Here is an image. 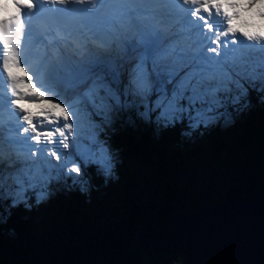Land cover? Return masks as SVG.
<instances>
[{"label": "snow or ice", "instance_id": "obj_1", "mask_svg": "<svg viewBox=\"0 0 264 264\" xmlns=\"http://www.w3.org/2000/svg\"><path fill=\"white\" fill-rule=\"evenodd\" d=\"M116 2L99 0L101 8ZM129 2L149 4L162 0ZM7 3L8 0H4V5L0 6V10L9 13L0 19V77H6L8 92L13 97L10 104L19 112L21 129L18 135L26 136L37 146L63 145L67 149L68 137L78 134L81 118L87 117L90 135L75 155L59 153L57 147H37L31 151L33 157L38 154L43 156L45 151L57 160L66 157L72 164L68 171L75 173L70 177L72 183L79 184L81 191L88 190L86 169L89 164L95 165L97 171L106 176L113 174L114 154L107 140L100 138L99 131L110 126L122 114L135 111L140 119L149 123L154 120L158 127L164 128L187 121V127L194 131L207 128L221 119L225 124L231 123L229 107L241 111L248 106L246 102L242 104V99L248 95L245 82L264 94V59L256 64L242 59L240 65L231 69L225 67L222 60L215 59L221 56V48L228 49L230 44L247 41L250 46H264V0H175L176 4L186 6L192 21L200 22L194 27L213 34L210 45L214 47H208L207 51L215 56H193V63L186 65L190 70L183 76H179V70L167 62L169 51L163 47L160 33L155 28L136 24L129 15L130 10L113 9L111 16H93L85 22L71 18L67 13L83 16L87 11L83 6L89 4L96 8L97 0H11V12L6 7ZM73 4L81 8L71 9L69 6ZM43 5H50L47 11L58 15L45 18V30L36 43L45 49L49 45L55 47L61 58L73 55L87 58L89 67L78 74L75 85L83 86V92L77 94L71 103L60 94L59 85L54 82L51 73L42 80L22 57L25 47L23 37L28 32L29 20L37 11H44ZM253 10L260 24L252 21ZM148 14V10L141 13L144 16ZM214 16L219 20L218 24L212 22ZM253 28L257 30H248ZM129 32L135 40L132 45L137 53L135 56L103 57L90 46L91 43H98L100 47L111 49L115 45L126 52ZM48 36L52 39L45 43ZM61 41L67 51H61ZM48 59L50 55L45 52L44 60ZM237 67L238 71L235 70ZM257 79L260 80L258 88ZM261 99L264 100V95ZM32 108L39 110L32 111ZM93 116L100 118L99 123L92 119ZM73 117L76 120L75 131ZM129 122H132L131 117ZM185 134L190 135L191 132ZM57 136L59 140L55 139ZM73 147H76L75 141ZM77 156L84 162L83 176L81 163L75 158ZM2 158L3 151L0 149V161ZM53 167L56 166L50 165L48 174L39 168L34 173L27 169L0 170L2 198L7 199L8 192L14 191L13 207L27 201L25 193L29 189L36 188L41 182L59 179V172L52 177ZM47 195L41 189L36 193V202L40 203ZM6 220L5 216L4 222Z\"/></svg>", "mask_w": 264, "mask_h": 264}, {"label": "trees", "instance_id": "obj_2", "mask_svg": "<svg viewBox=\"0 0 264 264\" xmlns=\"http://www.w3.org/2000/svg\"><path fill=\"white\" fill-rule=\"evenodd\" d=\"M244 54L253 64L264 59V50ZM255 83L258 88L260 82ZM245 86L248 95L242 104L248 106L241 111L230 106L232 121L227 126L193 131L187 121L164 128L153 120L136 132L135 111L120 116L111 132L99 131L114 154L113 174L106 176L89 164L87 191L72 183L74 174L60 170L58 182L53 178L49 183L51 195L40 203L36 193L42 185L28 190L27 201L14 207V191L7 199L0 194V264H186L182 253L148 263L134 246L135 236L139 229L175 214L222 203L229 189L248 176L264 180V94L249 82ZM68 92L75 96L83 86ZM0 147V170L30 171L28 160L19 161ZM76 160L83 176L84 162ZM144 164L160 172L159 183L144 176Z\"/></svg>", "mask_w": 264, "mask_h": 264}, {"label": "water", "instance_id": "obj_3", "mask_svg": "<svg viewBox=\"0 0 264 264\" xmlns=\"http://www.w3.org/2000/svg\"><path fill=\"white\" fill-rule=\"evenodd\" d=\"M134 246L148 263L182 253L186 264H264L263 178L248 176L216 206L139 229Z\"/></svg>", "mask_w": 264, "mask_h": 264}, {"label": "rangeland", "instance_id": "obj_4", "mask_svg": "<svg viewBox=\"0 0 264 264\" xmlns=\"http://www.w3.org/2000/svg\"><path fill=\"white\" fill-rule=\"evenodd\" d=\"M251 16H252V21L254 23L260 24L259 19L255 15V10H253V12L251 13ZM218 23H219V20H218V22L216 24H218ZM248 30L249 31H256L257 29L253 28V29H248ZM130 33L131 32H129V40H128L127 44L125 45L126 48L127 47H131L132 48V49L130 48V50L128 52L127 51L125 52L122 49L117 48L115 45H113L111 49H106V48L100 47L101 50L98 49L97 45H94V46L97 48V51L99 52V54L101 56H104V57H107V56L119 57L121 55H126L127 56V53H128L129 56H135L137 53H136V51L133 50V47H132L133 41H132V36L130 37ZM211 38H213V34L212 33L209 35V38L206 41L204 39H200V41L199 42H195V44L192 43V42L188 43L189 45H187L186 49H181L180 50V48H179L178 49L179 51H175L173 49L171 51V49L168 48L167 45L165 46V44L163 43V47L168 49V51H169V55L166 57L167 62L169 64H171L173 67H175V68H177L179 70V76H180V73L184 74L185 72L190 70V67H188L186 65H191L193 63V61H192V57L193 56H204V57H214L215 56V54L210 53V52L207 51L208 47L213 46V45H210V39ZM240 39H242V38H240ZM98 46H99V44H98ZM96 48H92V49L95 50ZM251 49H253V51H255L256 53H261V51L264 50V46H250L247 41H244L242 44H237V45H231L230 44L228 49H224L222 47L221 50H220L221 51V56L220 57H215V59L222 60L224 66L231 69L233 66L240 65L241 60L244 59V57H245L244 53L246 51H250ZM52 57H53V59L49 63L50 66L48 68H46L47 70L44 73V76L41 78L42 80H44L45 77L49 73H51L53 78H54V82H56L55 80L63 78L64 77L63 75H67L68 76L69 75L68 71L71 70V69H72V72H70V74L75 73V72H77L79 74L82 70L87 69V68L80 69V67H78L77 65H71V63L68 60L64 59L65 57L61 58L57 54L52 53ZM85 60H86V58L83 59V61H85ZM81 61H82V59H81ZM259 61H260L259 59L256 60L257 63ZM59 67L62 70H60L61 73L58 76V75H56V73L59 71L58 70ZM235 70L238 71L239 68L237 67ZM78 74L77 75L76 74L75 75L72 74V75L75 78H77ZM256 82H260V80L257 79ZM56 83L59 85V92H60V94L63 96V98L65 100L68 101V99H70L71 96H72V100L74 99V97L76 95L75 96L74 95H69V92L66 91V89H68L67 85L59 84L58 82H56ZM74 86L75 85H72V87H74ZM77 93L79 94V92H77ZM50 94H52V93H50ZM72 100L68 101V102L71 103ZM38 110H39L38 108L35 109V111H38ZM124 114H122V115H124ZM92 119L95 120L97 123H99V120H100L99 117L93 116ZM117 120H120V116L118 118H116L114 120V122L110 126H105L103 129L111 132L113 130V125L115 124V122ZM136 120H137V123H138V126L136 128V132H139L142 129L143 125H147L148 124L146 121L140 119L137 116H136ZM61 122H63V121L61 120ZM221 122H222L223 126H227V125L230 124V123L229 124H225L223 119H221L220 121L216 122L215 124H219ZM73 123H74V131H75V123H76L75 117H73ZM97 131H99V130H97ZM100 132H102V131H100ZM89 135H90V129L88 127L87 117H82L81 118V122H80V129H79L78 134L68 137L69 147L67 149H65L63 147V145L54 146V145H47V144H42L40 146V148H42V149H51L53 147H57L59 153H69V154L75 155V152H77L79 150V146L82 143H87V137ZM105 136L107 137V135H105ZM55 139L59 140L60 137L57 136ZM0 141H1L0 142L1 145H3V146H5L8 143L7 142V137H5L4 135H0ZM74 141H75V144H76L75 148L73 147V142ZM12 152H14L16 155L20 156L23 159L26 158L25 157V152L22 151V150H18V151L12 150ZM27 154L29 156L28 161H29V163H30V165L32 167L30 169V171H32V173H34L36 171V169L39 168L44 174H48L50 165H53V166H56V167L51 168L52 177H56L57 172L58 171L61 172L60 170H63V172H66L67 175H71V174L75 175V173H70L68 171V169L72 166V164L70 162H68L67 158L64 157V156H62L60 160H57L55 157L49 155L48 151H45L43 153V156L38 154L37 156L33 157L31 154H29V153H27ZM75 158L77 159L78 156L75 157ZM20 160L21 159H19V161ZM141 169L143 171L144 176H146L152 183H155V184L159 183V181L161 179V175H160V172L153 165L144 164V165H141ZM54 182L57 183L58 180L55 179ZM42 183L43 184H41V183L39 184V187H40V185H42L40 190L43 189V190H45L48 193V195H51L50 194L51 193V190H50L51 186L49 185L50 182H42ZM29 190H31V189H29Z\"/></svg>", "mask_w": 264, "mask_h": 264}, {"label": "bare ground", "instance_id": "obj_5", "mask_svg": "<svg viewBox=\"0 0 264 264\" xmlns=\"http://www.w3.org/2000/svg\"><path fill=\"white\" fill-rule=\"evenodd\" d=\"M3 17L4 16L0 17V19H2ZM32 21H34V19ZM137 24L140 25L141 27L155 28L160 33V35L163 37V43L165 44V46L167 45V47L170 48L171 51H172V49L175 51H179L178 50L179 48H180V50L186 49L187 45H189L188 43L192 42L195 44V42H198V40L196 39V36H192V37L184 36L181 33L183 30L182 28L178 29V27H176L175 25H170L169 28H166L164 26L165 22H163L162 19H160V17H158V16H156L155 19H153L151 23L148 20H146V21L145 20H138ZM131 36H132V33H130V37ZM132 41H133V45H134L135 40H134L133 36H132ZM90 46H91V48H96L94 46V44H92V43L90 44ZM93 51L97 52V48L95 50L93 49ZM84 58H86V57L73 55V56H65L64 59L68 60L71 63V65H77L78 67H80V69H82V68H86L88 66L87 59H86V61H83ZM81 59H82V61H81ZM49 63L50 62L45 64L46 68H48L50 66ZM58 70L60 71L62 69L59 67ZM68 72H69L68 74H70V72H72V69L69 70ZM60 73H61V71H60ZM43 76H44V74L40 75L41 78ZM76 79L77 78H75L73 75H72V77H68L67 75H64V78L56 79L55 81L58 82L59 84L69 85L70 83L74 84ZM6 118H7L6 116L5 117L0 116L1 134H4L5 137H7L8 141L17 147L18 143L20 141V138L14 136L15 135L14 130L12 129V127L9 124L6 123Z\"/></svg>", "mask_w": 264, "mask_h": 264}]
</instances>
